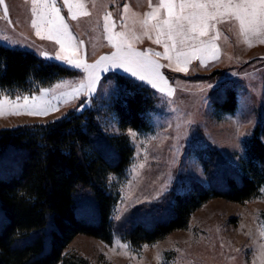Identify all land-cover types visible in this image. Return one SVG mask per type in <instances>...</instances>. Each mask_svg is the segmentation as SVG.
Returning <instances> with one entry per match:
<instances>
[{"label":"rangeland","instance_id":"obj_1","mask_svg":"<svg viewBox=\"0 0 264 264\" xmlns=\"http://www.w3.org/2000/svg\"><path fill=\"white\" fill-rule=\"evenodd\" d=\"M157 3L158 0H152L153 5ZM125 4L127 12H124ZM5 6L9 14L5 18L4 6H0V44L28 50L44 61L57 62L76 73L34 91L0 92V99L5 102L0 129L46 123L69 111L92 108L98 112L105 131L119 133L116 121L104 110L117 94L113 70L100 73L94 93L83 92L78 99H71L65 94L85 82L86 74L61 61L44 58L42 54L54 57L60 46L54 40L35 35L31 27V0H5ZM57 6L74 38L73 47L63 54L73 59L91 64L115 51L103 32V16L108 12L115 21L114 32L126 31L121 27L122 14L127 18L131 29L129 39L136 50L164 52L163 45L154 42V32L149 38L138 25H132L133 20H142L151 10L149 0H84L89 15L78 16L76 20L69 17L63 0H58ZM217 28L218 59L206 55L204 63L207 66L202 67L195 55L186 65L163 55H152L165 77L163 92L136 82L149 87L155 105L150 112L149 130L124 131L134 153L124 174L110 178L119 195L113 212L117 229L132 217L141 218L151 206L166 202L170 194L183 191L191 183L219 184V173L207 175L202 163L205 153H218L227 167L238 165L254 127L264 122V43L255 38L245 42L231 22L221 23ZM133 32L139 39H132ZM180 67L186 70H177ZM228 87L236 93V109L218 116L213 102L222 96V89ZM25 96L29 97L30 104L34 96L40 106L51 104L58 110L46 115L8 114L10 102L20 97L18 103L23 104ZM81 204V213L92 217L89 201L83 199ZM67 250L85 257L90 264H264V189L244 202L212 198L192 214L186 228L175 230L154 243L133 247L118 233L110 243L80 233L71 240Z\"/></svg>","mask_w":264,"mask_h":264},{"label":"trees","instance_id":"obj_2","mask_svg":"<svg viewBox=\"0 0 264 264\" xmlns=\"http://www.w3.org/2000/svg\"><path fill=\"white\" fill-rule=\"evenodd\" d=\"M73 73L28 50L0 44V92L34 91ZM114 78L121 91L104 110L116 121L119 133L105 131L92 108L69 111L46 123L0 129V264H90L67 250L77 234L110 243L118 233L139 247L186 228L192 214L212 198L244 202L264 189L260 122L238 165L227 167L218 153H205L207 175L219 173V184L191 183L117 229L113 212L119 195L110 178L122 176L131 164L134 148L124 131L150 129L155 97L149 87L124 75ZM221 94L213 102L218 116L237 106L232 88ZM83 199L93 211L90 218L80 211Z\"/></svg>","mask_w":264,"mask_h":264},{"label":"snow or ice","instance_id":"obj_3","mask_svg":"<svg viewBox=\"0 0 264 264\" xmlns=\"http://www.w3.org/2000/svg\"><path fill=\"white\" fill-rule=\"evenodd\" d=\"M58 0H31V27L35 35L41 39L54 40L60 46L56 55L42 54L45 59H55L67 65L83 71L86 75L83 83L66 93L71 99H78L83 92L92 94L96 90V84L100 81L101 72L113 70V77L126 75L135 82L151 85L153 89L163 92L165 77L159 69L161 65L152 55L175 59L180 65H186L192 56H197L200 65L206 67L204 57L210 55L213 60L218 59L217 45L219 38L217 25L231 22L238 28V34L245 42L255 38L264 43V0H158L153 5L149 0L150 11L144 14L142 20H133L132 25H138L144 35L150 37L154 32V42L163 45V53H152L151 50H136L129 39L127 18L122 14L121 27L126 31L114 32L115 21L111 12L103 16V32L109 45L115 49L110 55L101 56L94 63H85L80 59H73L64 55L66 50L73 47V36L69 26L61 15V9L57 6ZM69 17L76 20L78 16H87L84 0H63ZM0 6H4V17L7 18L9 8L5 6V0H0ZM128 11L125 4L124 12ZM163 12V15H161ZM132 39H139L133 32ZM83 44V42H80ZM177 70L184 71V67ZM114 90L121 91L118 85ZM126 91V89L124 90ZM10 102V115H46L49 111L58 110L55 106H40L36 103V97H23L24 103ZM68 102H71L69 100ZM84 104L80 105L83 108ZM5 102L0 99V115L4 114ZM80 110V109H77Z\"/></svg>","mask_w":264,"mask_h":264}]
</instances>
